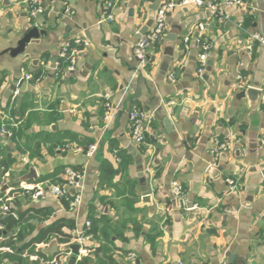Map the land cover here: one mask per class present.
<instances>
[{
  "label": "crops",
  "instance_id": "0c3cea01",
  "mask_svg": "<svg viewBox=\"0 0 264 264\" xmlns=\"http://www.w3.org/2000/svg\"><path fill=\"white\" fill-rule=\"evenodd\" d=\"M109 1L0 0V130L7 122L16 131L14 137L0 131V161L12 159L0 169V195L12 197L17 215L28 209L47 214L34 234L60 220L75 237L94 219L98 239L85 245H107L109 256L91 249L82 257L86 264H126L127 252L138 264H264V47L246 48L250 33L264 36V0L223 5V17L191 5L174 8L144 67L133 47L141 28L153 23L155 0ZM31 5L42 10L32 13ZM33 25L45 33L24 54L10 56L6 50ZM76 37L89 45H78L67 71L59 51ZM199 41L208 46L211 82L198 76ZM246 86L262 92L253 109L241 96ZM133 109L149 117L139 147L129 127ZM91 144L96 149L88 156ZM30 168L36 178L19 181ZM66 168L81 174L79 188H69L66 197L52 194L49 185L67 184ZM22 183H43L45 194L32 198ZM75 193L80 202L71 208ZM63 245L57 238L35 245L22 252L23 264L60 254L68 264ZM227 252L235 257L231 263Z\"/></svg>",
  "mask_w": 264,
  "mask_h": 264
},
{
  "label": "built area",
  "instance_id": "2783aa9c",
  "mask_svg": "<svg viewBox=\"0 0 264 264\" xmlns=\"http://www.w3.org/2000/svg\"><path fill=\"white\" fill-rule=\"evenodd\" d=\"M38 0H32V3L36 4ZM113 1L116 0H110L108 2V5L111 6ZM194 6L197 8H203L208 10L212 15L215 16H221L223 17V12L221 11V6L223 5H237L239 7H244L245 3L242 0H160V4L158 8L155 10L153 23L148 28V31L142 35L134 44L133 52L134 56L138 61V64L140 67H144L146 62L147 54L150 52V46L158 42L165 34L166 29V16L168 12L172 11L176 7H184V6ZM40 6H36L34 9H32V13H35V11H41ZM111 18V14L108 13L104 15L102 18V21L108 20ZM240 25V24H239ZM200 28H203L202 25H199ZM189 40V36L184 37V45L187 47V42ZM200 42L201 46V53L199 55V66H198V73H200L205 64L207 59V49L208 46L204 42ZM253 44H259L260 46L264 47V36L259 34L258 32L250 33L249 34V43L247 44L246 48L248 50H251L253 47ZM78 45H81L83 47H87L89 45V41L82 37H76L70 41H66L61 50L59 51V57L62 60V62L65 65V68L67 71L72 70L74 68V65L76 63V58L78 55ZM26 80H30L31 76L29 74H26L24 76ZM175 74L172 71L169 74V79L174 80ZM19 94V90H14V95ZM107 116L109 117V113H107ZM129 127L132 139L137 147H139L141 144L144 143L145 138V128L144 125L149 122V117L141 110L133 109L129 111ZM7 122H4L1 128V133L6 136H11V132L6 129ZM12 126H15L16 124L11 122ZM224 148V145L218 146V148L215 151V154L218 155L219 151ZM96 149V144H91L88 147V150L86 154L92 155L93 152ZM65 177L67 181V186H58V185H49L50 191L52 194H55L57 196L66 197L68 189L73 187L75 190L79 188V179L81 177V174L78 172L72 170L71 168L65 169ZM263 193H264V182H263ZM20 190L24 193L30 195L32 198H39L42 197L45 194V189L43 183H22L20 186ZM174 193L175 196L178 198H181L180 196V189L177 185L174 184ZM12 197L8 195L1 196L0 195V214H12L16 220L18 219V215L15 211L11 210V206L9 204V201H11ZM80 202V195L78 193H75L73 197L69 198V206L71 208L77 206ZM263 216H264V210H263ZM86 227L88 228L90 226V222L86 221L85 223ZM4 230L3 223L0 222V264L5 263V259L2 258V253H13L15 249L8 245L3 244L8 237L5 236L6 233H2ZM73 240H77L81 243L82 247L79 250V255L77 256V261H79L83 256L88 255V253L91 251L90 245L86 246L85 242H91L92 235L91 234H84L80 233L77 234ZM72 240V241H73ZM40 244H37L39 246ZM92 247V246H91ZM21 256H26L25 253H21ZM125 262L126 264H137V257L134 252H127L125 255ZM40 264H64V260L60 255H57L53 257L49 261H43ZM222 264H226L223 262Z\"/></svg>",
  "mask_w": 264,
  "mask_h": 264
},
{
  "label": "trees",
  "instance_id": "16d2710c",
  "mask_svg": "<svg viewBox=\"0 0 264 264\" xmlns=\"http://www.w3.org/2000/svg\"><path fill=\"white\" fill-rule=\"evenodd\" d=\"M33 9V6L31 5V10ZM6 129H8L11 132V136L14 137V134L16 133L15 129L10 126H5ZM12 159L6 158L2 159L0 161V169H2L1 173L5 172ZM62 186V185H61ZM67 195H69V189L67 192ZM12 211H14L11 208ZM47 214L44 213L41 210H33L28 209L20 214H18V219L16 220L14 224L13 230L6 232L5 236L8 237L7 240L3 243L6 244V242L15 248V251L13 253H2L1 256L3 259H7L10 262L16 263V264H23V258L21 256V253L23 251H28L31 248H34L35 245L46 243L51 238H57L62 243L66 244L72 241L74 236H72L69 233L64 232L61 227L63 226L60 220H54L49 224H46L44 227H42L37 233L34 234V231L36 229L37 222L46 220ZM2 223V222H1ZM72 226V224H69ZM97 231V225L96 221L92 218H90V226L83 231L84 234H91L92 238L98 239V233ZM116 235L120 236L119 233H115ZM108 239V237H106ZM92 249V252L95 256L98 257V254L102 251H106V255L108 254L107 245H99L97 247H90ZM103 253V254H105ZM126 255V253H125ZM87 258H81L79 261H77L76 264H86ZM5 264V263H4ZM112 264H119L117 262H114Z\"/></svg>",
  "mask_w": 264,
  "mask_h": 264
},
{
  "label": "water",
  "instance_id": "95a60500",
  "mask_svg": "<svg viewBox=\"0 0 264 264\" xmlns=\"http://www.w3.org/2000/svg\"><path fill=\"white\" fill-rule=\"evenodd\" d=\"M160 4V0H155V2L153 4H151L150 8H152L153 10L157 9L158 6ZM152 20H149L139 31V35L138 38H140L142 35H144L149 26L151 25ZM44 30H40L36 25L30 26L28 27L21 35V37L17 40L16 42V46L9 48L8 50H6V52H8L10 54V56L15 57L18 55H22L24 54V51L26 49V47L29 44L34 43L40 36L41 34H44ZM168 39H174L173 36H168ZM166 54L171 55L170 50H166ZM57 60V58H52L51 61L55 62ZM38 60H33V63H37ZM168 68V64L164 63L161 66V69L165 72ZM213 68H212V64L211 63H207L206 66L204 67V69L198 73V76L203 79L206 82H211V78H210V74L212 72ZM15 89L14 85L10 86L9 91L11 92L12 90ZM262 92L260 89L251 87V86H246L242 91H241V96L246 98L248 100V107L253 109L256 107L257 101L260 98ZM169 120L167 118L164 119V125L166 127V130L169 132L171 131L172 128H170V126H168ZM132 154L135 155L136 158V162L139 165V167L141 168V159L138 155H136V152L133 151ZM208 172L210 173H214L215 170L213 169V167H208ZM138 177L140 178L141 182H144V174L143 171L141 170L138 173ZM36 178V172L33 168H30L28 173L25 174L24 176H22L19 181H26V180H30V179H35ZM6 188V186H3V190ZM142 200L144 202H149L150 200V196L148 194H144V196L142 197ZM247 201H250L249 199H247ZM243 206H250V204L247 202L246 204H243ZM0 222L5 223L4 226V230L2 231V233H6L9 232L11 230H13L14 228V224L16 222V218L12 215V214H0ZM1 234V232H0ZM84 247L81 245L80 242H78L77 240H73L69 243H66L62 246V250H64L65 252H69L70 253V259L68 261V264H76L77 262V256L79 255V250ZM227 256V260L228 263H231L234 260V255L227 252L226 253ZM138 260H137V264H138Z\"/></svg>",
  "mask_w": 264,
  "mask_h": 264
}]
</instances>
